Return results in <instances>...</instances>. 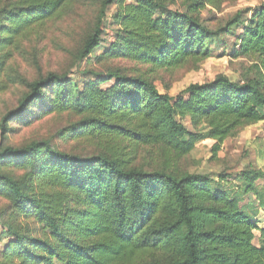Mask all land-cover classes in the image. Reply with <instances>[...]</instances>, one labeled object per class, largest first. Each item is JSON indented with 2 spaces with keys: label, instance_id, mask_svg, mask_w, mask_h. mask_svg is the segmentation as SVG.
<instances>
[{
  "label": "trees",
  "instance_id": "1",
  "mask_svg": "<svg viewBox=\"0 0 264 264\" xmlns=\"http://www.w3.org/2000/svg\"><path fill=\"white\" fill-rule=\"evenodd\" d=\"M230 1L238 0H0V96L26 43L94 9L76 54L81 79L18 78L26 91L1 118L0 264H264V170L233 179L189 163L204 141H214L217 159L227 140L264 123V4L212 28L215 17L202 14ZM223 36L246 62L238 80L220 74L177 96L158 89L159 73L198 69ZM51 114L75 119L58 136L90 151L5 144L12 123Z\"/></svg>",
  "mask_w": 264,
  "mask_h": 264
},
{
  "label": "rangeland",
  "instance_id": "2",
  "mask_svg": "<svg viewBox=\"0 0 264 264\" xmlns=\"http://www.w3.org/2000/svg\"><path fill=\"white\" fill-rule=\"evenodd\" d=\"M262 4H264V0L230 1L224 5L222 12L215 14L204 12L202 17L206 20L215 17L211 20L210 25L212 28H216L225 24L237 12L244 11L246 14L248 11L256 10ZM93 22L94 9L92 10V7L89 6L84 7L73 17L54 24L44 40L25 44V52L16 54L8 63L9 90L0 96V121L6 112L15 109L19 105L20 99L26 91L25 87L20 85L19 79L33 81L39 76V73L47 74L50 72L67 74L75 79H81L80 71L85 69V64H79L76 54L88 27H91ZM106 25L105 39H113V33L109 27L110 20H107ZM233 44V37L223 36L218 45L211 46L214 49L213 56L202 63L198 69L194 66H188L174 74L159 73L155 78L156 86L161 92H164L166 87L169 86L170 95L177 96L189 85L212 81L220 74L230 77L233 81L238 80L241 74V65L246 62H243L242 59L236 60L233 58L231 55ZM114 64L130 69L135 67L129 62ZM94 67L101 70V66L98 64H95ZM10 80H15V83H17L13 84ZM74 120L67 114H51L35 120L29 126L12 123L11 127L15 130L9 135L5 144L20 146L30 141L47 140L63 152H88L90 146L87 143H66L61 136H58V132ZM184 124L189 130L193 129L189 120L184 121ZM213 146L214 141L208 140L197 147L189 158L192 171L211 175H217L225 171L234 179L248 168L264 170V125L262 124L242 131L235 139L227 140L218 153L217 159H214L211 152ZM5 204L6 202L0 198V209ZM1 231L2 227L0 226V233ZM4 245L5 243L0 241V248Z\"/></svg>",
  "mask_w": 264,
  "mask_h": 264
},
{
  "label": "crops",
  "instance_id": "3",
  "mask_svg": "<svg viewBox=\"0 0 264 264\" xmlns=\"http://www.w3.org/2000/svg\"><path fill=\"white\" fill-rule=\"evenodd\" d=\"M259 125H261V124H259ZM262 125H264V123ZM260 218L264 220V208H261Z\"/></svg>",
  "mask_w": 264,
  "mask_h": 264
}]
</instances>
